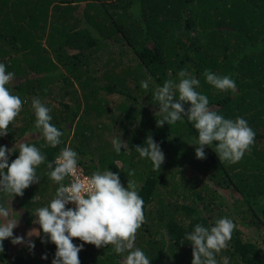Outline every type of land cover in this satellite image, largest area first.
<instances>
[{
  "label": "trees",
  "instance_id": "1",
  "mask_svg": "<svg viewBox=\"0 0 264 264\" xmlns=\"http://www.w3.org/2000/svg\"><path fill=\"white\" fill-rule=\"evenodd\" d=\"M0 63L14 73L10 92L24 102L0 146L27 142L46 158L37 169L39 183L11 201L19 227L39 229L36 209L47 206L59 186L47 164L54 168L70 147L86 176L109 169L125 187L136 181L146 222L135 246L150 264H192L186 234L224 217L236 228L228 249L216 256L218 264L222 257L229 264H264V0H0ZM206 69L229 76L236 91L208 84ZM181 70L200 81L197 91L211 110L244 118L254 130L255 142L238 163L220 162L216 142L205 147L206 159H197L198 133L187 118L156 126L162 117L155 90L169 79L178 83ZM33 98L51 109V123L63 133L56 147L34 127ZM148 135L165 154L160 172L135 151ZM118 136L130 150H114L111 141ZM18 155L12 153L9 163ZM0 203L9 205L6 194L0 193ZM31 239L35 249L23 245L20 257L5 240L0 264H51L56 246ZM126 255L84 244L79 259L121 264Z\"/></svg>",
  "mask_w": 264,
  "mask_h": 264
},
{
  "label": "clouds",
  "instance_id": "2",
  "mask_svg": "<svg viewBox=\"0 0 264 264\" xmlns=\"http://www.w3.org/2000/svg\"><path fill=\"white\" fill-rule=\"evenodd\" d=\"M177 75L178 83L169 79L155 90L154 99L162 117L156 119V126L163 127L165 123L171 126L187 118L198 133L197 159H206L205 147L216 142L215 153L220 162L235 164L241 161L255 142L254 130L244 118L226 119L211 110L208 97L197 91L200 81L188 71L181 70ZM204 76L207 83L220 92L236 91L235 81L227 75L219 76L206 69ZM13 79L14 73L7 72L5 64L0 63V137L8 135L9 126L23 108L21 98L7 87ZM141 87L147 90L148 82L141 81ZM185 104L190 105L187 110ZM31 106L36 118L34 127L46 143L51 147L61 144L63 133L51 123V109L39 98H33ZM111 143L117 153L122 148L130 150L120 136L113 138ZM135 151L141 158L151 161L153 171L160 172L165 154L151 135L147 136L143 146H135ZM14 152L19 155L9 163ZM45 159L39 148L27 142L14 144L12 148L0 146V193L9 198L7 207L0 203V253L4 252L5 240H10L13 245L23 244L31 252L35 249L31 238L37 236L41 237V243L50 242L56 246L51 264H80L79 253L84 244L96 248L112 246L117 254L127 253L121 264H150V259L135 246L138 230L146 222L144 200L138 193L136 181L129 179L125 187L119 173L109 169L86 176L78 164L77 152L70 147L61 150L54 168L53 163L47 164L51 170L48 173L50 179L59 186L51 202L36 209L33 223L38 224L39 229L30 230L27 239L15 236L13 230L19 222L10 218L11 201L16 196L22 197L31 185L39 183L37 169ZM128 175L134 176L135 171H129ZM66 178L67 185L64 183ZM235 228L233 220L227 217L217 219L211 227L197 224L185 236L192 246V264H218L216 256L228 249ZM74 238L83 243L74 244ZM41 258L47 259V254ZM222 264H229V258L222 257Z\"/></svg>",
  "mask_w": 264,
  "mask_h": 264
},
{
  "label": "rangeland",
  "instance_id": "3",
  "mask_svg": "<svg viewBox=\"0 0 264 264\" xmlns=\"http://www.w3.org/2000/svg\"><path fill=\"white\" fill-rule=\"evenodd\" d=\"M10 218H11V215H10ZM12 219V218H11ZM27 229H29V228H25V227H16L13 231L15 232V236H24L25 238H27ZM22 246H23V244H20V245H13L12 243H11V245H10V249H11V251L13 252V254H15V255H17L18 257H20V255H18V254H20V252H21V248H22ZM19 251V252H18ZM18 252V253H17ZM26 252V251H25ZM10 255H12V254H10ZM25 255H26V253H25Z\"/></svg>",
  "mask_w": 264,
  "mask_h": 264
},
{
  "label": "built area",
  "instance_id": "4",
  "mask_svg": "<svg viewBox=\"0 0 264 264\" xmlns=\"http://www.w3.org/2000/svg\"><path fill=\"white\" fill-rule=\"evenodd\" d=\"M70 180H71V178H69V182H70ZM72 207L74 208V207H75V205H74V204H72Z\"/></svg>",
  "mask_w": 264,
  "mask_h": 264
}]
</instances>
